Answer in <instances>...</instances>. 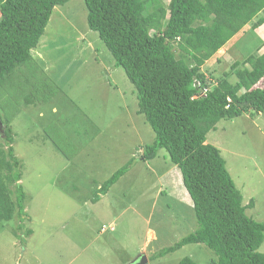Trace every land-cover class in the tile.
Returning <instances> with one entry per match:
<instances>
[{"label": "rangeland", "instance_id": "rangeland-1", "mask_svg": "<svg viewBox=\"0 0 264 264\" xmlns=\"http://www.w3.org/2000/svg\"><path fill=\"white\" fill-rule=\"evenodd\" d=\"M87 16L84 0L56 7L32 52L57 85L58 95L47 99L36 76L32 86L15 77L1 90L0 115L11 120L12 146L23 164L27 229L33 233L27 237V229H19L16 221L0 226V264H131L139 256L147 264H178L187 257L207 264L214 253L197 245L151 261L197 229L195 211L180 170L165 150L152 161L142 160L155 134L137 114L134 85L89 29ZM256 33L264 40V28ZM227 48L205 65L208 76L221 75L241 59ZM258 86L264 88V80ZM30 87L39 88L38 107L23 105ZM48 129L61 138L66 155L44 140L40 131ZM207 143L221 151L245 204L255 200L247 215L264 223V112L221 121ZM0 152L5 158L7 146L1 138ZM124 165L130 166L128 173L92 203L93 188ZM76 185L79 192L72 195ZM81 196L86 200L78 201Z\"/></svg>", "mask_w": 264, "mask_h": 264}, {"label": "trees", "instance_id": "trees-1", "mask_svg": "<svg viewBox=\"0 0 264 264\" xmlns=\"http://www.w3.org/2000/svg\"><path fill=\"white\" fill-rule=\"evenodd\" d=\"M70 2L0 0V94L13 78L26 83L36 76L47 99L58 95L57 85L34 61L32 52L38 48L55 8ZM84 2L89 29L98 34L115 67L122 68L134 85L137 114L145 117L155 134L153 143L145 146L142 160L152 161L165 150L180 170L195 211L197 229L162 249L151 261L197 245L214 253L207 264H264V223L247 215L256 202L251 199L245 204L221 151L207 143L208 134L221 121L264 112V89L256 87L264 80V40L256 33L264 28V0ZM225 47L241 59L221 75L211 72L208 76L205 65ZM209 77L216 82L211 83ZM16 91L22 92L18 86ZM28 93L23 105L38 107L39 88L30 87ZM0 121L4 126L0 138L7 146L5 158L0 152V226L16 221L19 229H27L23 164L12 146L11 120L0 115ZM40 133L66 155L61 138L53 137L50 129ZM62 141L70 149L68 139ZM129 170L130 166L124 165L100 187L96 185L92 203L107 195ZM79 187H72V195L78 194ZM82 200L86 198L78 197ZM32 233L27 229L26 236ZM178 264L199 263L187 257Z\"/></svg>", "mask_w": 264, "mask_h": 264}, {"label": "water", "instance_id": "water-1", "mask_svg": "<svg viewBox=\"0 0 264 264\" xmlns=\"http://www.w3.org/2000/svg\"><path fill=\"white\" fill-rule=\"evenodd\" d=\"M0 127H1V124H0ZM142 256H139L134 262H132L131 264H147V259L146 257H142Z\"/></svg>", "mask_w": 264, "mask_h": 264}, {"label": "clouds", "instance_id": "clouds-1", "mask_svg": "<svg viewBox=\"0 0 264 264\" xmlns=\"http://www.w3.org/2000/svg\"><path fill=\"white\" fill-rule=\"evenodd\" d=\"M259 84H260V83H259ZM259 84H258V85H259ZM258 85L256 86L257 88H259V89H264V88H260ZM0 124H1V127H0V133H1V134H4V129H3L4 126H3V124H2L1 121H0ZM164 158H166V157L164 156Z\"/></svg>", "mask_w": 264, "mask_h": 264}]
</instances>
